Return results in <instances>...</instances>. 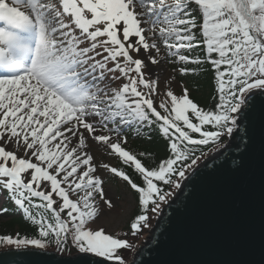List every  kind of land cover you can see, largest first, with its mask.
Returning <instances> with one entry per match:
<instances>
[{
  "label": "snow or ice",
  "instance_id": "1",
  "mask_svg": "<svg viewBox=\"0 0 264 264\" xmlns=\"http://www.w3.org/2000/svg\"><path fill=\"white\" fill-rule=\"evenodd\" d=\"M201 44L204 58L188 54ZM169 57L182 75L211 66L213 105L201 106L186 86L157 100L152 66ZM257 90L264 93V0H0V194L38 228L37 238L0 235V243L63 250L70 239L81 253L127 264L128 239L89 227L97 196L114 207L89 141L139 177L99 164L137 194L135 236L172 195L163 186L179 188L205 154L190 146L224 147ZM153 125L170 153L155 166L145 162L150 153L126 147L125 135Z\"/></svg>",
  "mask_w": 264,
  "mask_h": 264
},
{
  "label": "water",
  "instance_id": "2",
  "mask_svg": "<svg viewBox=\"0 0 264 264\" xmlns=\"http://www.w3.org/2000/svg\"><path fill=\"white\" fill-rule=\"evenodd\" d=\"M224 147L186 173L127 264H264V93ZM0 264H113L91 253L0 249Z\"/></svg>",
  "mask_w": 264,
  "mask_h": 264
},
{
  "label": "trees",
  "instance_id": "3",
  "mask_svg": "<svg viewBox=\"0 0 264 264\" xmlns=\"http://www.w3.org/2000/svg\"><path fill=\"white\" fill-rule=\"evenodd\" d=\"M193 57L199 56L204 58L206 55L203 44L199 48L194 49L191 53H188ZM174 58H170L172 63V67L176 70L180 67V63L176 61L173 63ZM188 67H195L194 65H188ZM205 70L197 72L195 74L182 75L177 71V76L180 81L185 82L186 86L190 89V94L193 99H195L201 106H211L216 102L215 97L217 96L215 90V79L214 72L211 70L210 65H203ZM128 137V146L127 148L134 153L146 152L150 153L149 157H146L145 162L147 164H151L155 166L162 159L168 157L169 150L167 148V140L162 136L159 132V129L156 125L151 126V128H142L140 130V134L137 135L134 129H130L125 133ZM149 137H151L149 139ZM227 137H224L221 141L223 143ZM193 147L196 151V155H200L201 151L205 154L209 152V147L211 146H190ZM204 154V155H205ZM202 155V156H204ZM201 156V157H202ZM116 166L125 167V170L129 172L130 175L133 176L139 182V177L131 168L122 165L120 161L116 163ZM174 179H179L178 177H174ZM166 191H173L174 187L170 185L163 186ZM133 197L135 198L136 206L133 211V218L135 215L139 213V207L137 202V194L133 192ZM7 208L8 211L6 213H0V235H11L13 238H16L17 234L20 237H28V238H37L38 237V228L33 225L31 221L27 219L22 210H20L13 201L7 198L6 193L0 194V209ZM34 212L36 210H33ZM3 214L11 215L7 220L2 221L1 216ZM132 221V220H131ZM130 221V222H131ZM130 223L128 224V226ZM5 244L0 243V248H2ZM50 248H54L58 252L63 254L74 253L78 251V249L72 245L70 239L68 245L63 249H59L54 242H51L47 245Z\"/></svg>",
  "mask_w": 264,
  "mask_h": 264
},
{
  "label": "rangeland",
  "instance_id": "4",
  "mask_svg": "<svg viewBox=\"0 0 264 264\" xmlns=\"http://www.w3.org/2000/svg\"><path fill=\"white\" fill-rule=\"evenodd\" d=\"M170 58L171 57L163 59L159 65L152 66V72L154 73L153 78L158 77L160 80L161 96L157 97V100L162 98V93L167 89V87H171L175 91V93L179 95L181 94L182 86H186L185 82L180 81V79L178 78L177 71L172 67ZM172 77H175L174 81L172 80ZM224 142L222 144H224ZM89 146L92 153L94 154V158H95L94 162L97 163L98 165L97 174L101 175L105 181L104 187H105L106 196L112 200V203L114 205L112 209H108L103 204V202L99 200V197L97 196L96 199L100 208V212L97 218L89 224V227H93V228L103 227L105 231L110 234H114V235L120 234L121 238L128 239L132 243L133 247L131 249L123 250L121 254L123 255L126 262H130L132 261L136 250L143 244V242L146 239H148V235L150 234V229L154 225L156 218L159 215L161 208L165 202L161 204L159 211L155 213L149 212V222H148L149 226L143 228L142 231H140L138 234L133 236L130 231V227H129L130 225L128 226L130 221L133 219L132 217L133 211L136 206V202H135V198L133 197L132 190L126 184V182L122 181L118 177L113 176L111 173H107L102 168H99V164L102 163H110L116 166V163L118 162V158L114 156L110 157L103 146L96 145L91 140L89 141ZM127 146H128V142L126 147ZM212 152L213 151H209L207 154L200 157V159L197 161V164ZM175 190L176 188H174L173 191H171L172 195L174 194ZM172 195H170L168 199L171 198ZM10 216L11 215L9 214H3L1 216V220L5 221ZM124 233H127V235H124ZM9 247H16V246L5 244L0 249L9 248ZM28 247H31V245H29ZM46 249L55 250L54 248H50L48 246H46ZM69 254H73V253H69Z\"/></svg>",
  "mask_w": 264,
  "mask_h": 264
}]
</instances>
